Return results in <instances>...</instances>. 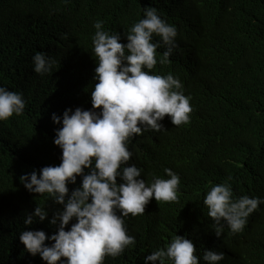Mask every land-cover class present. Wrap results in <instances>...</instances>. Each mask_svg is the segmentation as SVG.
<instances>
[{"label": "clouds", "instance_id": "obj_1", "mask_svg": "<svg viewBox=\"0 0 264 264\" xmlns=\"http://www.w3.org/2000/svg\"><path fill=\"white\" fill-rule=\"evenodd\" d=\"M259 14L260 8L252 3L239 8L193 91L186 89L178 75L150 71L159 57L160 64L170 63L182 47L178 23L152 6L144 7L143 18L128 30L126 43L120 42L119 33L105 31L102 20L94 22L90 76L75 66L82 54L73 53L72 41L64 36L50 41L48 54H34L32 72L49 73L58 91L80 98L81 103L75 110L66 109L62 117L51 115L54 124L62 125L53 141L62 152L59 165L19 178L30 193L46 194V199L62 205L51 219L46 208L38 205L25 216L26 226L38 220L46 232L19 234L27 253L39 255L46 264H103L106 256L118 257L135 245L125 217L136 220L150 201L157 208L180 201L183 175L198 168L191 149L193 122L249 99L248 79L230 73L229 52L243 46L242 41L248 44V22ZM161 45L164 52L157 50ZM55 66L57 73L52 72ZM89 103L91 109L84 110ZM24 109L22 93L0 87V121ZM163 131L170 133L169 139L156 154L153 176L145 177L139 165L146 151L139 141L146 134ZM253 134L264 144V123L255 126ZM235 166L241 167L235 155L220 149L218 179L207 184L201 206L215 235L226 233V240L243 239L264 213V149L242 187L227 179L235 176ZM78 177L80 186L69 192L68 185L76 184ZM197 228L192 223L170 236L164 247L142 256L144 264H219L224 253ZM205 243L210 250L201 247ZM258 264H264V237Z\"/></svg>", "mask_w": 264, "mask_h": 264}, {"label": "trees", "instance_id": "obj_2", "mask_svg": "<svg viewBox=\"0 0 264 264\" xmlns=\"http://www.w3.org/2000/svg\"><path fill=\"white\" fill-rule=\"evenodd\" d=\"M250 3L257 5L261 14L248 22V44L241 40L243 46L229 52L230 73L248 79L249 99L238 107L219 110L193 122L191 149L198 168L183 175L185 186L180 201L160 208L153 207L150 201L145 214L136 220H131V215L125 217L127 232L135 237V245L118 257L106 256L103 264H144L143 255L164 247L170 236L192 223L198 225V234L224 253L219 264H258L264 213L243 239L226 240V233L215 235L201 206L207 184L218 179L216 155L220 149L233 153L241 164L234 167L235 176L227 177L239 187L247 182L264 149L253 134L254 127L264 123V0H0V87L22 93L25 100L22 114L0 121V264H46L39 255L25 251L19 234L25 230L45 232L43 222L37 220L30 226L23 223L37 205L46 208L50 219L54 212L62 210V205L46 199V194L30 193L19 178L34 170L39 173L45 166L59 165L62 152L53 141L55 130L62 125L54 124L51 115L62 117L66 109L75 110L81 103L80 98L58 91L49 73L41 76L32 72L34 54H48L50 41L64 36L72 41L73 53L82 54L75 66L90 76L94 22L102 20L105 31L119 33L120 42L126 43L128 30L143 18L144 7L152 6L159 15L166 13L178 23L182 47L170 63L160 64L159 57L150 71L162 76L178 75L186 89L193 91L200 85L210 55L219 47L236 12ZM159 49L165 51L163 45ZM52 72L57 73L56 66ZM89 109L91 103L84 108ZM169 136L168 131L141 136L139 142L146 154L139 168L145 177L153 176L158 165L156 154ZM80 183L78 177L76 184L68 185L69 192ZM52 230L56 232V226ZM203 246L210 250L208 244Z\"/></svg>", "mask_w": 264, "mask_h": 264}, {"label": "rangeland", "instance_id": "obj_3", "mask_svg": "<svg viewBox=\"0 0 264 264\" xmlns=\"http://www.w3.org/2000/svg\"><path fill=\"white\" fill-rule=\"evenodd\" d=\"M199 256H201V255H199Z\"/></svg>", "mask_w": 264, "mask_h": 264}]
</instances>
